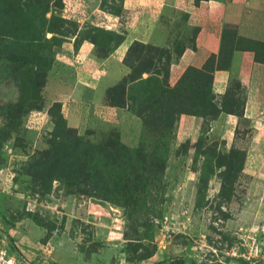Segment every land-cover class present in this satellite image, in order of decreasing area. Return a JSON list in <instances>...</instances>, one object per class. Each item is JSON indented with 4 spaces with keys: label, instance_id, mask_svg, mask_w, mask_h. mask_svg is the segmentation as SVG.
Masks as SVG:
<instances>
[{
    "label": "rangeland",
    "instance_id": "374dc122",
    "mask_svg": "<svg viewBox=\"0 0 264 264\" xmlns=\"http://www.w3.org/2000/svg\"><path fill=\"white\" fill-rule=\"evenodd\" d=\"M119 5L0 0V246L22 264H264V133L244 119L211 132L210 116L178 133L173 86L143 77L166 53L141 45L130 74L97 97L79 102L55 83L73 70L64 41H93L98 54L117 42L96 14Z\"/></svg>",
    "mask_w": 264,
    "mask_h": 264
},
{
    "label": "crops",
    "instance_id": "0c3cea01",
    "mask_svg": "<svg viewBox=\"0 0 264 264\" xmlns=\"http://www.w3.org/2000/svg\"><path fill=\"white\" fill-rule=\"evenodd\" d=\"M97 13L107 31L118 35L120 41L101 55L90 41L74 42L76 36L62 43L66 55L60 56L61 61L73 70L70 69L71 78L66 81L59 72L55 83L63 88L69 86L68 91L74 95L71 98L80 102L90 95L97 97L104 86L126 78L131 70L123 60L133 43L166 53L143 77L156 75L170 86L177 83L186 69H202L212 56L210 89L220 112L207 122L209 131L219 128L234 132L239 119H244L249 122L253 136L264 133V57L257 60L255 51L237 42L238 48L230 51L228 60L223 58L226 30L233 31L238 38L264 44V0H121L119 15L99 10ZM92 15L96 17L94 12ZM93 82L92 87L88 85ZM229 93L238 100L237 110L231 107L232 111H227L220 105ZM94 108L104 109L108 114L118 111L103 102L95 103ZM78 111L71 106L65 112L72 125L78 121L75 114ZM202 121L200 117L180 115L177 131L196 132ZM184 123L190 125L184 128ZM254 145L252 141L250 147Z\"/></svg>",
    "mask_w": 264,
    "mask_h": 264
},
{
    "label": "trees",
    "instance_id": "16d2710c",
    "mask_svg": "<svg viewBox=\"0 0 264 264\" xmlns=\"http://www.w3.org/2000/svg\"><path fill=\"white\" fill-rule=\"evenodd\" d=\"M120 3H121V0H120ZM119 12H120V5H119L118 13L111 14V15L117 16L119 15ZM119 41H120V37L117 39V42L113 45H117ZM91 42L93 43V41ZM237 42H240V44L244 45L247 49H251V51H255L256 59L258 57L257 55L258 52H257V49L255 48L261 47V49L259 50L260 52H263V49H264V44L257 43L251 40L238 38L236 37L233 31L226 30L223 34V58L224 60L226 59L228 60L230 51L233 48H238ZM248 44H250L252 47L249 48ZM132 45H141V44L133 43ZM132 45L129 47L127 51V55L129 54ZM141 46L153 50V48L149 46H144V45H141ZM108 50L106 49V51ZM126 57L123 60V63L127 65L128 68L130 69L131 67L129 63H127L128 61H126ZM213 60H214V57L212 56L209 57L204 67L200 70H196L193 68L186 69L185 72L180 77V79L177 81V83L172 88H170L169 93L173 95L172 101L174 102L173 106L175 107V110L171 113L173 117H175L176 115H190V116L200 117L202 119L203 117L210 116L209 119H214L217 116V114L220 112L219 108L216 106L214 102V97L210 89V83H211L210 73L213 69ZM187 87H189V89H187ZM193 94H197L198 97L194 98L195 100L193 102L186 103L187 101H191V99L193 98ZM226 101H227L226 99L223 100L222 102H220V105H222V108L224 110H227L228 108L231 109V107L229 106L225 107ZM193 103L196 104V107L192 106Z\"/></svg>",
    "mask_w": 264,
    "mask_h": 264
},
{
    "label": "built area",
    "instance_id": "2783aa9c",
    "mask_svg": "<svg viewBox=\"0 0 264 264\" xmlns=\"http://www.w3.org/2000/svg\"><path fill=\"white\" fill-rule=\"evenodd\" d=\"M0 264H22V259L15 248L0 246Z\"/></svg>",
    "mask_w": 264,
    "mask_h": 264
}]
</instances>
